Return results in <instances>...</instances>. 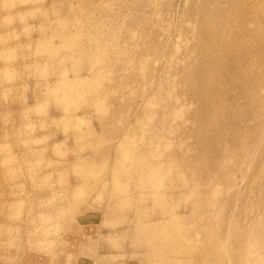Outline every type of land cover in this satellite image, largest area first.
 <instances>
[{
  "label": "rangeland",
  "instance_id": "rangeland-1",
  "mask_svg": "<svg viewBox=\"0 0 264 264\" xmlns=\"http://www.w3.org/2000/svg\"><path fill=\"white\" fill-rule=\"evenodd\" d=\"M87 213L105 259L264 264V0H0V264Z\"/></svg>",
  "mask_w": 264,
  "mask_h": 264
},
{
  "label": "crops",
  "instance_id": "crops-1",
  "mask_svg": "<svg viewBox=\"0 0 264 264\" xmlns=\"http://www.w3.org/2000/svg\"><path fill=\"white\" fill-rule=\"evenodd\" d=\"M95 219V214L76 215L73 221L64 225L55 247L26 249L18 264H140L131 258L105 259L107 251L98 248L100 229ZM48 240L50 243L49 237Z\"/></svg>",
  "mask_w": 264,
  "mask_h": 264
}]
</instances>
